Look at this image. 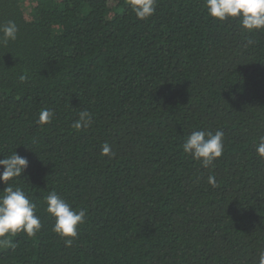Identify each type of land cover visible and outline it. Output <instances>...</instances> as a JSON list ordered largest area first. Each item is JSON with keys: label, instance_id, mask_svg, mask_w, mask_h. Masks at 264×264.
Listing matches in <instances>:
<instances>
[{"label": "trees", "instance_id": "obj_1", "mask_svg": "<svg viewBox=\"0 0 264 264\" xmlns=\"http://www.w3.org/2000/svg\"><path fill=\"white\" fill-rule=\"evenodd\" d=\"M9 21L0 159L28 160L9 183L42 228L4 237L0 264H258L264 30L210 18L205 0H156L146 21L129 0H0V28ZM194 130L224 132L209 167L183 151ZM52 191L86 211L70 246L46 212Z\"/></svg>", "mask_w": 264, "mask_h": 264}, {"label": "clouds", "instance_id": "obj_2", "mask_svg": "<svg viewBox=\"0 0 264 264\" xmlns=\"http://www.w3.org/2000/svg\"><path fill=\"white\" fill-rule=\"evenodd\" d=\"M129 7L139 20L146 21L156 12V0H129ZM207 15L218 21L238 19L242 29L247 32L264 30V0H205ZM4 40H14L18 31L14 22L0 28ZM24 77H21L23 80ZM54 113L42 109L39 123L51 122ZM91 116L83 112L74 126L90 123ZM224 132L194 130L187 136L182 144L183 151L191 155L194 160L200 161L204 167H209L217 158L221 157L224 149ZM104 154L110 152V147L105 144L102 149ZM259 155L264 156V137L260 138L257 146ZM28 160L16 152L0 159V182L6 187L0 191V244L7 246L10 241L3 239L8 235L24 232L28 237L35 236L42 228L41 219L35 214L36 205L29 199L26 192L19 186H13L9 181L20 177L27 168ZM209 182L214 184V178L209 177ZM46 212L54 218L53 231L64 239L66 245H71L72 239L78 235V226L84 223L86 211L76 210L56 191L50 192L45 197ZM258 264H264V251L259 253Z\"/></svg>", "mask_w": 264, "mask_h": 264}]
</instances>
